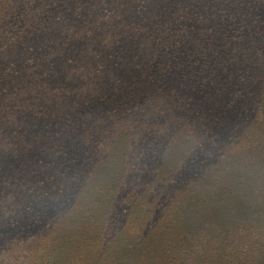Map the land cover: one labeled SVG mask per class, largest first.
I'll return each mask as SVG.
<instances>
[{"label":"trees","instance_id":"16d2710c","mask_svg":"<svg viewBox=\"0 0 264 264\" xmlns=\"http://www.w3.org/2000/svg\"><path fill=\"white\" fill-rule=\"evenodd\" d=\"M147 1L161 9L103 24L91 38L96 54L70 64L78 89L25 84L0 93V264H264V0ZM17 4L0 5V29L16 25ZM252 5L259 19L232 29L191 27L184 41L150 51V59H163L159 84L150 64L140 68L148 43L139 35L166 34L142 23H170L185 9L216 25L224 10ZM195 73L198 89L188 85ZM148 74L145 86L119 89ZM34 132L66 145L86 139L77 172L87 183L70 179L75 158L32 145ZM102 135L126 142L119 154L137 167L129 182L116 180L129 171L105 160ZM97 144L100 155L91 149ZM174 180L190 181L186 195L163 191Z\"/></svg>","mask_w":264,"mask_h":264},{"label":"rangeland","instance_id":"374dc122","mask_svg":"<svg viewBox=\"0 0 264 264\" xmlns=\"http://www.w3.org/2000/svg\"><path fill=\"white\" fill-rule=\"evenodd\" d=\"M105 1L107 0H13L12 2L10 0H0V5L7 2L10 4L17 2L19 6V18L15 19L16 25L11 24L6 28L0 29V76L2 77L0 78V93L25 89V84H30L31 88L29 89L31 90L46 89L48 91L51 89L47 88V86H52V84L55 86L62 85V87H59L60 89H78L77 85L71 82L73 81V77L67 75L68 68L80 56L81 59H84L89 51L88 57L96 54V51L91 49V38L95 36L100 26L113 23L117 17H120L121 20L130 11L143 10L144 12L152 13L161 9V7L148 3L147 0H135L131 5L124 3L126 0H123L122 3H112L109 7H106ZM249 7L246 10L242 9L241 12L224 10L223 18H217L216 16V25L204 23L198 18L188 16L185 9L180 11L179 15L175 16L174 20L170 23L164 20L154 25L142 23L144 28L150 26L152 29L161 28L166 34L159 38L152 36V32L146 33V35H143L144 33L142 32L139 35L144 36L142 37V42L148 43L143 46L144 51L137 58L140 68L143 69V67L150 64L149 73L154 76L151 78V81L159 84L162 76L157 72V63L163 59L157 56L150 59L148 55L150 51H154L156 48L166 45V43H174L179 39L184 41L185 34L187 33L185 31L191 29V27L202 28L213 25L215 29H218V26L232 29L247 23L248 20L253 21L251 16L259 19V14H256L254 10L256 6L252 5ZM173 13H176V10H173ZM83 48L85 52H83ZM159 53L160 51L157 52V55ZM150 77L148 74L144 78L140 77L138 80L134 78L129 79L125 83V86L122 85L119 89H138L140 86H145L143 80ZM199 78L200 74H193L188 85L192 89H198ZM134 81L136 82L134 83ZM69 82L70 84H68ZM117 103L119 104V101ZM30 138L33 140L32 145H43L47 149L44 155H47L49 152L60 153L62 154V161H65L63 159L65 155L68 159L71 157L75 158V162H72L71 165L68 162V167L70 166V169L74 173V176L70 177V179L76 186L87 183L81 174L77 172L78 169L82 168L80 161L82 153L80 149L87 146L88 142L86 139L76 138V141H72L70 145H66L63 137H57L48 133L44 135L43 132H34ZM98 139L102 141V147L108 151L109 157H106L105 160H110V164L114 168L118 169L120 167L129 171L124 172V174H115L116 180L126 183L127 179L129 182V175L137 167L130 161L129 155L119 154L121 146H125L126 142H121L119 145L115 140L112 142L105 138L104 135ZM103 139L108 140L109 143H105ZM100 141L96 143H100ZM100 148H98V144L91 147L94 154L97 155L101 153L99 150L104 151L103 148ZM131 150L135 153L133 148ZM78 151L80 152L78 153ZM33 154L40 156V150L33 152ZM96 160L99 161L100 159ZM125 162L128 163L129 167L125 165ZM65 170L66 167L62 166V171ZM189 184H191L190 181L174 180L167 184L166 187L161 188H163L164 192H167L168 196L175 198L181 193L182 195H186L185 189H188ZM146 186L149 187V185ZM64 196L68 198L73 197V195H68L67 193H64ZM160 198L162 197L158 195L157 199L159 200ZM162 201H164L163 198ZM72 207L73 205L70 202L69 208L62 209V214ZM174 207L175 209L177 208L175 203ZM104 208H111L113 212L120 211V207H115V205H112V207L107 205ZM128 210L134 213L137 210V206H129ZM129 215L134 216L133 214ZM118 216L112 220L115 221L118 219ZM95 225H97V221ZM92 230L90 233H84V235L92 237L94 235ZM82 263L90 264V261L86 258Z\"/></svg>","mask_w":264,"mask_h":264}]
</instances>
